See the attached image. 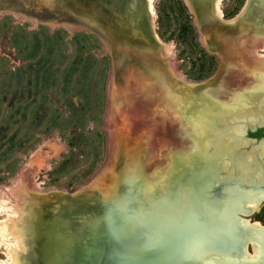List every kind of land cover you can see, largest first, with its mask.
Returning <instances> with one entry per match:
<instances>
[{"label": "rangeland", "instance_id": "1", "mask_svg": "<svg viewBox=\"0 0 264 264\" xmlns=\"http://www.w3.org/2000/svg\"><path fill=\"white\" fill-rule=\"evenodd\" d=\"M172 1L176 12H182L178 0ZM180 1L190 15L200 49L177 43L173 22L162 30L166 40L159 36L157 9L166 0H153L154 28L147 0H0V197L12 191L22 198L21 208L14 207L12 198H4L9 204L0 210V264H21V249L10 243L13 238L6 225L16 222L28 238L15 220L29 221L33 208L48 210L49 205L59 215L82 198L121 201L124 190L137 188L142 189L138 190L141 200H147H137L136 209L147 207L150 214L153 208L146 202L156 193L173 205L177 196L191 193L201 180L208 188V170L218 180L210 184L215 191L206 196L224 195L221 184L231 192L253 189L250 178L236 172V155L231 154L233 161L226 154L228 137L217 150L224 153L211 155V166L198 177L192 175L196 181L179 180L184 168H193L200 151L198 138L203 135L200 126L192 127L193 119L184 120L173 107L186 95L177 77L180 72L187 80L209 85L195 93L209 102L204 93L208 91L226 111L232 110L227 107L230 100H239L236 94L254 92L251 54L262 57L264 48L259 44L253 52L251 40L264 30V0H223L225 20L235 18L246 4H252L253 10L234 24H222L228 30L224 33L214 30L204 0ZM132 6L140 16L131 11ZM139 20L145 34L142 22L136 26ZM201 50L214 57V67ZM255 103L257 108L262 104ZM256 154L257 160L246 157L264 162L259 149ZM37 188L56 189L55 195L43 196ZM58 217L55 223L65 227L67 219ZM190 218L194 220L193 213ZM241 219L239 214V227ZM244 219L264 226V203L259 212ZM167 244L172 241L162 247ZM238 245L243 252L245 244ZM251 247L247 251L253 254ZM227 258L252 262L245 253ZM263 259L264 255L256 262Z\"/></svg>", "mask_w": 264, "mask_h": 264}, {"label": "bare ground", "instance_id": "2", "mask_svg": "<svg viewBox=\"0 0 264 264\" xmlns=\"http://www.w3.org/2000/svg\"><path fill=\"white\" fill-rule=\"evenodd\" d=\"M204 2L209 7V21L214 25V30L218 33L228 31L221 26L222 24H234L238 19L250 16V13L253 12L250 6L252 4L249 6L246 4L235 18L225 20L221 11L223 0H214L211 3L208 0H204ZM146 3L147 11L152 19L151 27L154 28L156 13L153 8V0H147ZM131 11L137 12L138 14H136L140 16V12L134 6L131 7ZM141 22L143 23V20L137 21L139 25L136 23V26H141ZM142 26L141 30L144 32V23ZM239 30L242 31L243 28L239 26ZM262 31L263 33L255 34L254 40H251V44H255V46H251L253 52L254 50L256 51L255 47L259 46V44L263 45L264 48V30ZM152 33L156 41L162 43L153 30ZM168 48L171 49V47ZM255 54H251L250 59L256 72L255 90L247 94L245 92L244 96L246 98L251 97L256 91L264 88V55L258 57ZM177 77L181 81L182 88L185 90L183 93L186 95L178 98L179 101L177 100L178 103L173 108L184 120L190 121V119H193V122H191L192 127L196 129V127L200 126V132L203 135L198 138L200 151L196 160L193 159V168H191L192 166L184 168L182 175L179 177L180 181L186 182L192 175L198 177L206 166H211L213 161L211 155L224 153L223 149L221 153H217L218 147L223 143L224 139L228 137L230 142L227 145L229 148L232 147V141L237 138L238 126L235 124L226 128V125L227 122L228 125L237 122L235 116L237 111L233 110V108H231V111H226V107L217 105L216 96H211L208 91L204 93L209 95L211 100L209 102V99L205 98L204 95H197L198 92L195 93L197 90L209 87V85L187 80L181 72L177 74ZM260 94H264L263 91ZM199 100L202 101L201 104H198ZM246 114H250V112L247 111ZM247 126H251V124ZM183 136L186 140H190L189 136ZM205 141H207V144H204ZM204 149L208 152H205ZM201 160L205 163H201ZM210 172L208 170V178L206 176L202 178L211 179L208 183V188H204L205 180H201L198 185L192 186L191 193L187 194L185 191L184 195L177 196L173 205L168 197L160 199L157 193L154 194L150 202L145 201L148 208H153L150 214L146 213L147 207L136 209L137 200L143 199L138 193V190L142 191V189L137 188L124 190L121 201L100 199L97 202L95 198H89V200L82 198L81 203H71L70 208L63 213H59V215L49 205L48 210L46 208H38L37 210L33 208L28 213L30 216L29 221L24 220V218L15 220L20 228L26 230L28 238L22 236V231L17 229L16 222L9 221L8 225H6L13 238L10 243L21 249V264H94L91 253L93 248H97L99 245H101L103 250H112L113 253L119 256V259L115 261L117 264H127L134 259L136 261L141 260L145 252L151 256L157 255L155 257L159 259L157 262L169 261L166 264H264V259L256 262L264 255V226L257 221L253 222L249 219H244L250 214L261 210L264 200L263 193L257 197L258 194L256 192L258 191L255 192L256 194L252 191H242V189H233V192H231L227 187H222L221 184L220 187L225 193L224 195L220 194V199L222 195L225 196V199L217 202L218 208L212 211L206 209L213 218V226L205 231L206 235L201 237L202 229L204 228L194 220L189 221L187 229L183 226L184 223L183 220H180V215L185 216L184 221H187L191 216L193 205L197 202V194L206 196L207 192L205 190L213 188L210 184L217 183L218 178L215 179L213 173ZM15 180L18 182V188L22 189V180L18 177ZM174 180L169 181V188L174 185ZM194 181H196V178ZM55 191L56 189L50 191H40L38 189V193L43 194V196H54L55 193L53 194L52 192ZM171 193L173 194V192ZM19 195L20 193L14 194L12 191H4L0 197V210L3 205L9 204L5 201V197L12 198L14 207L21 208L19 203H22V198ZM60 206H63L62 203ZM168 208L171 209L168 210ZM11 210L14 211L15 209ZM13 214H16V212H13ZM21 214L25 217L23 211ZM239 214L243 216L240 222L242 227L238 225L237 216ZM57 216L60 219H67L65 227L55 223ZM202 224L204 225V223ZM176 233H180L179 237L181 236L184 242L179 243V241H176V245L167 244L162 247L165 241L177 240V235H171ZM6 237L3 235L4 240H6ZM240 242L243 245L245 244L243 252L238 245ZM28 244L29 246L27 247ZM248 245H252L253 254L247 251ZM165 250L167 251L165 252ZM234 253L238 257L245 253L252 262H242L227 258ZM153 258L150 257L145 264H153Z\"/></svg>", "mask_w": 264, "mask_h": 264}, {"label": "flooded vegetation", "instance_id": "3", "mask_svg": "<svg viewBox=\"0 0 264 264\" xmlns=\"http://www.w3.org/2000/svg\"><path fill=\"white\" fill-rule=\"evenodd\" d=\"M245 54L249 55V53ZM262 91L264 93V88L263 90L256 91V93L249 98H246V96H244L245 94L243 96H238V93L235 96L236 98H239V100H236L237 102L234 103L235 101H232L234 100L233 98L232 100H230L231 104L227 106L228 108H233V110L235 109L237 111V122H235V124L238 126V142L236 143L235 147H227L229 151H227L228 158L233 160V157L231 158V156L236 155V172L241 174L242 176H245L246 178H250V181L248 183H253L252 188H255L256 186H264V162L262 160H258L256 162H254V160H250V157H254L256 158V160L259 159L257 158L256 154L258 149L264 155V94H260L262 93ZM255 102L262 104L259 108H257L258 106H255ZM252 104L254 105L252 106ZM247 111L250 112V114H246ZM249 124L253 125V129L248 130L246 133V137H244L242 131H244V128ZM240 142L243 143L241 144ZM244 149L246 152H244ZM246 154H249L250 157H246ZM258 170L260 171L259 174L256 173ZM251 191L254 193L256 192L253 189ZM256 193L258 194V197L260 196V194H264V191H258Z\"/></svg>", "mask_w": 264, "mask_h": 264}, {"label": "water", "instance_id": "4", "mask_svg": "<svg viewBox=\"0 0 264 264\" xmlns=\"http://www.w3.org/2000/svg\"><path fill=\"white\" fill-rule=\"evenodd\" d=\"M195 82V81H192ZM195 83H199V82H195ZM253 129V125L251 126H246L245 127V131H244V137H246V133L248 130H252ZM215 191L213 188H209L207 190H205L207 193L209 194V191ZM253 190L255 191H264V186H256L255 188L253 187ZM225 199V196H223V200ZM218 200H220L219 195H215L213 197L210 196H204L203 194H197V202L193 205V209L192 212L193 213V218L194 220H196V222H198L200 225L203 226L204 229H202L203 233L201 235V237H204L206 235V232L211 226H213V221H212V216L210 215L209 212L206 211V209L208 210H214L217 207V202ZM185 216L180 215V220H183V226L185 227V229H187V226H189V221L191 220V218H188L187 221H184ZM204 223V225L202 224ZM185 232V231H184ZM180 233H176V234H171V235H177L178 239L175 241H172V244L176 245V241H179V243H182V239L181 236L179 237ZM198 234V233H196ZM184 242V241H183ZM169 250V249H167ZM165 250V252L167 251ZM91 255L93 256V260H94V264H117L115 261L117 259H119V256L115 253H113L112 250L107 249L106 251L102 249L101 245L97 246V248H93ZM176 255V254H175ZM150 257H154L153 260V264L157 263V264H166L169 261L163 260L161 262H157L159 259H156L155 257H157V255L155 256H151L148 255L147 252H145L144 257H142L143 259L136 261L131 260L129 261L127 264H145L146 260L150 259ZM173 260V259H172ZM152 264V263H151Z\"/></svg>", "mask_w": 264, "mask_h": 264}, {"label": "trees", "instance_id": "5", "mask_svg": "<svg viewBox=\"0 0 264 264\" xmlns=\"http://www.w3.org/2000/svg\"><path fill=\"white\" fill-rule=\"evenodd\" d=\"M174 4L175 3L172 0H166V2L161 7V9H157V25H158L159 36L162 39H165L162 30L165 27L171 26L173 22L175 25V31L177 32L175 36V40L177 41V43L184 44L189 48L200 49L197 43L193 25L191 23L190 15L187 12L186 7L180 0H178V4H180L182 7V12L177 13ZM175 13H177L176 14L178 15L177 17L175 16ZM200 53L202 57H205L209 60V66L214 67V63H215L214 57L208 55L203 50H201Z\"/></svg>", "mask_w": 264, "mask_h": 264}]
</instances>
